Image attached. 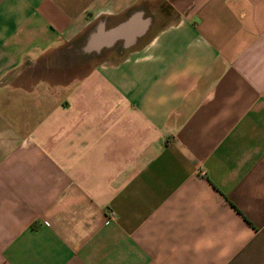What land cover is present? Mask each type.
<instances>
[{
  "label": "crops",
  "instance_id": "obj_1",
  "mask_svg": "<svg viewBox=\"0 0 264 264\" xmlns=\"http://www.w3.org/2000/svg\"><path fill=\"white\" fill-rule=\"evenodd\" d=\"M0 264H264V0H0Z\"/></svg>",
  "mask_w": 264,
  "mask_h": 264
}]
</instances>
